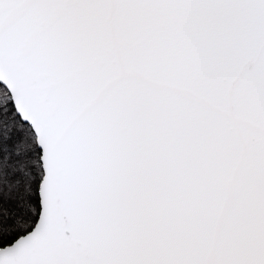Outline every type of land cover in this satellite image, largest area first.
Instances as JSON below:
<instances>
[{
  "label": "snow or ice",
  "instance_id": "1",
  "mask_svg": "<svg viewBox=\"0 0 264 264\" xmlns=\"http://www.w3.org/2000/svg\"><path fill=\"white\" fill-rule=\"evenodd\" d=\"M0 264H264V0H0Z\"/></svg>",
  "mask_w": 264,
  "mask_h": 264
}]
</instances>
